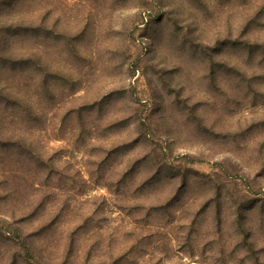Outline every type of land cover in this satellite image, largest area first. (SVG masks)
Returning a JSON list of instances; mask_svg holds the SVG:
<instances>
[{"label":"rangeland","instance_id":"rangeland-1","mask_svg":"<svg viewBox=\"0 0 264 264\" xmlns=\"http://www.w3.org/2000/svg\"><path fill=\"white\" fill-rule=\"evenodd\" d=\"M0 264H264V0H0Z\"/></svg>","mask_w":264,"mask_h":264}]
</instances>
